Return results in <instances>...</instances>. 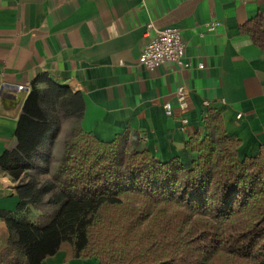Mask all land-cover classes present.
<instances>
[{"label": "trees", "instance_id": "16d2710c", "mask_svg": "<svg viewBox=\"0 0 264 264\" xmlns=\"http://www.w3.org/2000/svg\"><path fill=\"white\" fill-rule=\"evenodd\" d=\"M241 31L264 51L261 15ZM81 112L68 88L31 86L15 144L0 157L19 197L0 264H42L60 251L65 262L96 264H264V145L240 159V141L208 108L185 142L195 158L161 161L126 133L109 143L85 133Z\"/></svg>", "mask_w": 264, "mask_h": 264}, {"label": "crops", "instance_id": "0c3cea01", "mask_svg": "<svg viewBox=\"0 0 264 264\" xmlns=\"http://www.w3.org/2000/svg\"><path fill=\"white\" fill-rule=\"evenodd\" d=\"M256 15L264 20V0H0V87L9 86L0 94V157L15 144L27 96L16 88L47 81L81 99L79 127L102 142L126 133L140 151L187 163L195 155L185 142L211 108L240 141L239 158L256 157L264 145V51L241 31ZM166 28L180 32L183 66H140L145 44ZM71 124L62 123L57 139ZM17 182L0 169V248L7 219L19 214ZM64 258L60 251L42 264L97 263Z\"/></svg>", "mask_w": 264, "mask_h": 264}, {"label": "built area", "instance_id": "2783aa9c", "mask_svg": "<svg viewBox=\"0 0 264 264\" xmlns=\"http://www.w3.org/2000/svg\"><path fill=\"white\" fill-rule=\"evenodd\" d=\"M214 25H208V28L211 29ZM147 28L151 29L152 25L149 24ZM184 50V44L181 41L179 30L176 28H166L156 31L155 36L149 39L139 55L138 63L148 70H153L165 62L183 66ZM6 87L9 86L2 85L0 87V94ZM16 89L26 96L30 91V86H19ZM175 96L178 108L185 110L187 99L186 89L179 88ZM165 111L167 115H170L169 105H165Z\"/></svg>", "mask_w": 264, "mask_h": 264}, {"label": "rangeland", "instance_id": "374dc122", "mask_svg": "<svg viewBox=\"0 0 264 264\" xmlns=\"http://www.w3.org/2000/svg\"><path fill=\"white\" fill-rule=\"evenodd\" d=\"M64 126H63V130H62V132L60 134V137L57 139L58 143H57V145L54 148V152L55 153L53 152L54 155H52V160H53L52 168H54L56 166V162H57L59 156L61 155V149H62L63 141H64L66 135L68 134L69 130H70V129H66L65 130ZM65 133H66V135L64 136ZM28 211H26V215H25L27 218L30 217V215L33 216L34 214H36L33 210H28Z\"/></svg>", "mask_w": 264, "mask_h": 264}]
</instances>
